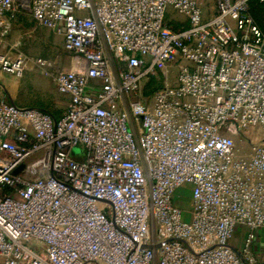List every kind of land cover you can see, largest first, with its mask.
I'll return each mask as SVG.
<instances>
[{"label": "built area", "instance_id": "built-area-1", "mask_svg": "<svg viewBox=\"0 0 264 264\" xmlns=\"http://www.w3.org/2000/svg\"><path fill=\"white\" fill-rule=\"evenodd\" d=\"M251 1L0 0V46L26 12L80 60H36L67 98L58 118L0 99V264H264ZM25 64L0 53L2 73Z\"/></svg>", "mask_w": 264, "mask_h": 264}, {"label": "rangeland", "instance_id": "rangeland-1", "mask_svg": "<svg viewBox=\"0 0 264 264\" xmlns=\"http://www.w3.org/2000/svg\"><path fill=\"white\" fill-rule=\"evenodd\" d=\"M203 3L209 7L210 12L213 10L215 5V0H203ZM208 9V10H209ZM257 15L260 18H264V4L255 6ZM253 14V13H252ZM172 11L169 10V15L172 16ZM30 17V16H29ZM31 18V17H30ZM177 20H182L183 17L177 16ZM31 23H27L23 27H19L12 33V38L17 39L18 37L22 41V45L17 49H12L9 55L13 56L16 54H21L26 58V64L29 68L25 67L23 77L19 80V86L17 91L11 90L13 93L14 102L16 105L21 107H29L42 109L45 105L52 104L55 98L60 95L54 89L53 78L50 75L43 76L41 74V68L36 64L37 59L46 60L57 65L66 66V60L69 59L68 54L63 50L62 38L59 35L52 34L44 28L38 27L31 18ZM254 21L258 24L257 19L254 17ZM26 23V21H24ZM259 25V24H258ZM262 29V27L260 26ZM264 34V30L262 29ZM51 73V71H50ZM4 76H9L3 73ZM15 78V77H14ZM156 81V79H154ZM4 83L2 80L0 84ZM8 84V83H6ZM133 129L136 131V124L132 122ZM247 134L252 137L254 131L252 129L247 131ZM80 150L75 149L73 155H79ZM188 186L177 191L176 201L177 204L183 209L187 210L189 208V191ZM245 232L238 231L235 234V240L233 245L240 244L243 241ZM258 261L264 262V257H259Z\"/></svg>", "mask_w": 264, "mask_h": 264}, {"label": "crops", "instance_id": "crops-1", "mask_svg": "<svg viewBox=\"0 0 264 264\" xmlns=\"http://www.w3.org/2000/svg\"><path fill=\"white\" fill-rule=\"evenodd\" d=\"M200 2L204 5L206 10L208 12H210V9H209L210 6L207 7L203 3V0H200ZM29 16L32 18V16L29 15L28 13H26V12H22V13L18 14V16L16 17V19L14 20V22L12 24L11 31L3 38V43L0 46V53L9 54V52H11L12 49L17 50L22 45V41L20 40L22 38L18 37L17 39H13L12 38V33H14V31L16 29H18L19 27H23L24 25H27V23H31L32 21H31V18ZM24 21H26V23H24ZM33 22L37 25V23L35 22L34 19H33ZM38 27L43 28L41 26H38ZM44 29H46V28H44ZM46 30L48 32L54 34L50 30H48V29H46ZM68 56H69L68 57L69 59L66 60V66H64V65H60V66H64L67 69H69V68L70 69L78 68L79 66L77 65V63L80 62V60L77 59L76 57H74L71 54H68ZM25 67L29 68L27 64H25ZM1 80L4 83H2V85L0 84V99L2 98L8 103L11 102V103L16 105L17 103L14 102L13 93L11 92V90L17 91L20 79L14 78L13 76H10V75L9 76H4V74L2 72H0V81ZM6 83H8V84H6ZM53 86H54V89L56 90L55 84H53ZM66 104H67V98L62 96V95H60L58 98H55L53 100L52 104L48 103L41 110H43L45 112H48L54 118H58L61 115V113L63 112V110L65 109ZM187 189H188V191L190 190L189 187Z\"/></svg>", "mask_w": 264, "mask_h": 264}, {"label": "trees", "instance_id": "trees-1", "mask_svg": "<svg viewBox=\"0 0 264 264\" xmlns=\"http://www.w3.org/2000/svg\"><path fill=\"white\" fill-rule=\"evenodd\" d=\"M261 4H264V2H259V0H252L250 3H249V13L251 14L252 18L254 19H257V26L260 28V26L262 27V29L264 30V18H260L258 15H257V12L256 10H254V7L257 5H261ZM253 13V14H252ZM184 26H186V24H184ZM261 29V28H260ZM261 29V31H262ZM159 84L157 81H155L154 79H151L150 81H148L147 83V87H146V92H145V95H149V93L153 90V88L157 87Z\"/></svg>", "mask_w": 264, "mask_h": 264}, {"label": "water", "instance_id": "water-1", "mask_svg": "<svg viewBox=\"0 0 264 264\" xmlns=\"http://www.w3.org/2000/svg\"><path fill=\"white\" fill-rule=\"evenodd\" d=\"M16 172H18V170Z\"/></svg>", "mask_w": 264, "mask_h": 264}]
</instances>
